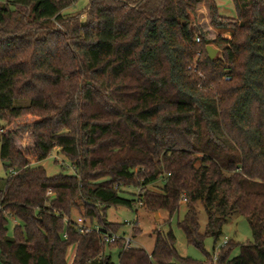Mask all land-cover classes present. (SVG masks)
I'll return each instance as SVG.
<instances>
[{
	"label": "trees",
	"instance_id": "obj_1",
	"mask_svg": "<svg viewBox=\"0 0 264 264\" xmlns=\"http://www.w3.org/2000/svg\"><path fill=\"white\" fill-rule=\"evenodd\" d=\"M76 1L0 0V264H69L72 246L70 264H114L113 251L117 264H264V0H230L232 18L207 0L210 26L230 33L212 40L194 29L205 0H88L63 15ZM26 117L33 143L20 152L7 128ZM55 149L72 173L27 160ZM181 204L188 244H216L233 215L252 242L197 262L171 231L151 253L104 241L119 229L110 207L171 217ZM73 211L99 230L78 233Z\"/></svg>",
	"mask_w": 264,
	"mask_h": 264
},
{
	"label": "rangeland",
	"instance_id": "obj_2",
	"mask_svg": "<svg viewBox=\"0 0 264 264\" xmlns=\"http://www.w3.org/2000/svg\"><path fill=\"white\" fill-rule=\"evenodd\" d=\"M88 0H77L73 5L64 9L62 14L65 16L73 15L80 12L87 5ZM218 14L222 17H235L234 5L230 0H215ZM207 0L199 5L196 11V19L194 29L197 33L202 34L205 38L212 40L217 35L218 31L210 26L209 14L206 8ZM19 20V18H18ZM225 34V33H224ZM227 37L228 35H224ZM34 121L33 118L26 117L21 118L9 126L7 129L15 132L14 145L20 152L28 150L32 147V136L30 125ZM28 162L31 165L42 166L47 176H54L60 171L66 173H72L73 170L69 165V162L59 153L58 149L53 150L51 155L40 163H36L33 154L27 157ZM63 168V170H61ZM4 177L2 166L0 165V178ZM157 186V185H156ZM154 186V187H156ZM151 188V187H150ZM152 189H154L152 187ZM127 192L137 193V189L127 188ZM186 208L184 204H181L179 211L171 217L167 212H146L142 207L135 206L133 209L125 207H110L106 211V221L113 224H119L118 238L130 239L132 248H140L147 253H151L154 247L155 236L157 232L167 233L171 231L175 237V249L179 256L187 257L197 262H203L206 258V254L212 255L213 247L219 249L224 241L230 240L238 244L252 242L251 230L246 220L239 215H233L230 217L224 226L222 227V233L216 244L210 237L202 239L200 247H196L194 244H188L184 233L178 227V222L183 219ZM199 233L203 234L207 223L206 213L201 205L197 206ZM76 211L71 214V221L76 222L78 218ZM19 222L16 220H10L8 226V236H12V229ZM92 226H96V222L93 221ZM136 228L140 231V234L135 238H131L132 230ZM75 248L70 247L67 252L66 260L70 264ZM239 253L238 248L232 251L231 257L237 256ZM111 259L114 264H117L116 251L111 253Z\"/></svg>",
	"mask_w": 264,
	"mask_h": 264
},
{
	"label": "built area",
	"instance_id": "obj_3",
	"mask_svg": "<svg viewBox=\"0 0 264 264\" xmlns=\"http://www.w3.org/2000/svg\"><path fill=\"white\" fill-rule=\"evenodd\" d=\"M198 41H199V39H197V42ZM75 226H76L77 232L80 233V234L87 233V232H89L91 230H96V231L99 230L98 226H95V227L87 226L84 223V220L82 218H80V217L77 218ZM118 239L119 238L116 236V234H106L104 236V241L107 242V243H113V242L117 241ZM124 241H125V248L126 249L131 248V240L130 239H124ZM225 243H226V241H224L223 244H225Z\"/></svg>",
	"mask_w": 264,
	"mask_h": 264
},
{
	"label": "water",
	"instance_id": "obj_4",
	"mask_svg": "<svg viewBox=\"0 0 264 264\" xmlns=\"http://www.w3.org/2000/svg\"><path fill=\"white\" fill-rule=\"evenodd\" d=\"M206 52L210 59H214L215 56L217 55V50L210 45L206 47Z\"/></svg>",
	"mask_w": 264,
	"mask_h": 264
},
{
	"label": "crops",
	"instance_id": "obj_5",
	"mask_svg": "<svg viewBox=\"0 0 264 264\" xmlns=\"http://www.w3.org/2000/svg\"><path fill=\"white\" fill-rule=\"evenodd\" d=\"M203 3V2H202ZM202 3H200L199 5H201ZM199 5H198V7H199ZM198 7H197V9H198ZM206 8H207V10H208V7L206 6ZM197 11V10H196ZM208 14H209V12H208ZM218 31V30H217ZM225 33V34H224ZM222 35L224 38H226V39H229L230 38V33L229 32H221V31H218V33H217V35ZM216 35V36H217ZM224 35H228L227 37H225Z\"/></svg>",
	"mask_w": 264,
	"mask_h": 264
}]
</instances>
